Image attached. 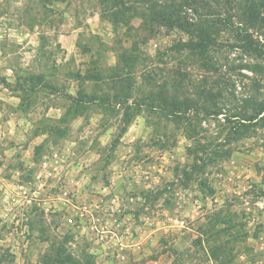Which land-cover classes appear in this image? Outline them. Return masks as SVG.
Returning a JSON list of instances; mask_svg holds the SVG:
<instances>
[{
    "label": "rangeland",
    "instance_id": "rangeland-1",
    "mask_svg": "<svg viewBox=\"0 0 264 264\" xmlns=\"http://www.w3.org/2000/svg\"><path fill=\"white\" fill-rule=\"evenodd\" d=\"M170 2L0 0V264H264V119L241 113L264 102L242 47L264 0L182 7L217 31L216 69L178 52L193 28L141 17ZM197 90L218 113L152 99L211 106Z\"/></svg>",
    "mask_w": 264,
    "mask_h": 264
},
{
    "label": "trees",
    "instance_id": "trees-1",
    "mask_svg": "<svg viewBox=\"0 0 264 264\" xmlns=\"http://www.w3.org/2000/svg\"><path fill=\"white\" fill-rule=\"evenodd\" d=\"M139 2L148 3L149 0H139ZM152 2V1H151ZM114 6H122L124 0H113ZM194 4V0H171L169 4H165V6L158 5V3H152L153 10L148 15L145 12L141 15L144 21L152 20L154 22L164 24L167 27L171 28H182V29H191L193 28L194 33H197V39L191 40L190 42L183 43L181 46L178 47V52H182V50H189L190 55L200 56L204 62L206 61L207 64H212V68H218V62L215 61L213 53L218 50L219 45L212 40V35L215 34L217 31L212 30L209 26V22H206L205 18H201L199 22L196 23H189L185 21L184 16L182 13V7L185 5H192ZM157 7V10H156ZM119 12V11H118ZM113 13L114 16L118 17L119 13ZM246 15L243 16V19L248 20L249 13L245 12ZM243 30V29H242ZM244 33H247V29H244ZM243 40V49L251 54H257L258 56L264 55V44H261L259 41H255L250 37L248 34L246 37L242 38ZM121 59L125 61L130 66L132 60L135 61L134 57L121 55ZM173 85L175 84V80H173ZM184 81H179L175 85L176 89L182 85ZM178 87V88H177ZM168 88V87H167ZM179 90L177 91V93ZM201 92L203 90H197L195 95L199 94V97L203 100H207V102H211V106H198L199 102L197 103L194 99L191 98H184L183 101L179 100V97L174 94L172 99H169L166 94L161 91L160 95L156 98V95L153 94V100H161L160 109L163 110V113L166 114L168 117L179 118L178 113L187 112L194 108L197 112H203L204 115H210L213 113H218L219 109L217 106V102H213V98L208 95H203ZM204 93V92H203ZM179 94V93H178ZM223 94L222 90H219L217 94H214L213 97L221 98ZM75 99V97H73ZM164 104V105H163ZM250 112V113H249ZM244 117L248 118L249 122H254L258 120L264 119V102L256 101L255 99H249L247 104L243 107L241 111ZM241 115H235L238 117ZM56 253L58 255V261L60 263L65 264H77L73 262V258L71 256H65L63 250L61 248L56 249Z\"/></svg>",
    "mask_w": 264,
    "mask_h": 264
}]
</instances>
